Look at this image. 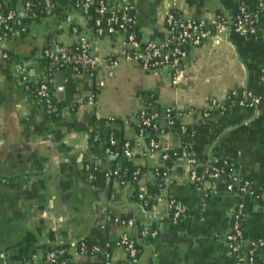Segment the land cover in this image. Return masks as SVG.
Masks as SVG:
<instances>
[{"label":"crops","instance_id":"obj_1","mask_svg":"<svg viewBox=\"0 0 264 264\" xmlns=\"http://www.w3.org/2000/svg\"><path fill=\"white\" fill-rule=\"evenodd\" d=\"M0 1L15 8L23 0ZM70 1L54 0L48 16L34 19L26 31L14 30L0 43V264H32L33 254L81 238L101 249L110 246L109 260L116 264L126 256L118 239L133 232L121 224L129 213L140 226L155 232L131 264H234L226 234L240 201L246 206L243 248L258 242L264 261V101L256 106L236 102L248 92L264 96L260 78L264 31L259 28L257 35H251L217 29L200 45L190 46L178 71L172 72L127 58L120 50V36L95 37L87 17ZM105 1L112 8L128 7L142 41L167 36L169 11L212 23L232 18L240 5L258 12L257 0ZM72 23L89 37L93 34L88 52L96 61L87 74L62 71L64 85L57 94L54 72L61 70L48 76L40 57L47 45L77 42L70 31ZM18 67L48 83L58 118L47 116L39 99L21 86L14 76ZM211 99L227 107H213L205 117ZM148 101H153L151 112L158 121L154 106L173 110L182 125L194 128L193 152L198 158L230 160L237 176L250 180L256 195L228 191L222 178L195 184L188 179L185 159L173 157L156 202L147 210L133 208L130 186L120 185L107 173L113 155L89 136L114 125L106 120H119L122 136L134 142L131 161L146 168L138 182L139 189L146 190L148 183L156 182L155 169L163 164L159 152L144 154L143 145H134L139 110ZM157 137L163 151L180 144L172 132ZM85 164L94 165L95 179L87 177ZM168 198L184 205L180 221L167 216ZM15 254L19 256L13 258ZM70 255L75 264H98L96 255L76 248Z\"/></svg>","mask_w":264,"mask_h":264},{"label":"built area","instance_id":"obj_2","mask_svg":"<svg viewBox=\"0 0 264 264\" xmlns=\"http://www.w3.org/2000/svg\"><path fill=\"white\" fill-rule=\"evenodd\" d=\"M51 0H44L47 4V8L50 12L52 5ZM94 0H83L82 8L80 12L85 15L89 5ZM258 12L251 13L253 17H258L259 13L264 9V0H257ZM95 9L98 11V16L94 18L95 32L96 36L103 35H117L120 36V50L129 59H134L139 62L142 66L148 68H162L166 67L172 72L178 71L183 59L187 55L188 48L190 46H197L203 43L210 35L214 33L215 30L221 29L223 27L232 28L238 32H246L251 35H257L259 27H253L252 18L250 19V12L246 10L243 5H240L237 14L232 18L224 17L212 23L206 19H189L186 17L178 16L175 12L169 11L166 14L165 24L167 27V36L159 41L147 40L142 41L136 38V34L128 30L130 24L133 23V19L129 15V10L127 6H120L118 8H112L108 6L104 0H97V5ZM30 16L29 14V1L23 0L18 7L8 8L6 5L2 4L0 1V30L2 35L0 36V42L5 39L8 32L14 29H19L25 31L22 27V19ZM249 23L250 27L246 28L245 23ZM215 26V27H214ZM70 31L76 35L77 42L73 45H64L60 43H55L52 46V50L47 48L42 50V55L52 57L56 55V63H60L62 66L64 63H70V71L75 73L87 74L92 71L96 58L92 57L88 50L90 46V39L86 33L82 32L80 28L75 25H70ZM41 55V56H42ZM14 76L17 78L21 86L32 94H34L42 104L44 113L47 116L59 117L60 111L56 110L54 107V93L49 88L48 83L42 79L36 81L28 74L26 67H18L14 70ZM261 80L264 82V67L261 70L260 75ZM34 85V86H33ZM94 95L91 94L90 100L93 101ZM264 101V96H259L248 92L244 97L238 99V104L246 106H256L260 102ZM218 108L219 110H225L226 105L224 103L217 102L215 99H211L209 102V109L204 113L205 117L210 115L211 108ZM170 109H166V117L170 123V116H168ZM140 126V131L137 133V140L135 141V146H141L143 141L140 139L142 136V131L146 127H150L155 130L158 129V117L147 109V106H143L139 110L137 123ZM113 142V141H111ZM127 146V143H126ZM133 147H127L124 150V156L131 158L133 155ZM149 148L152 151H157L160 148L159 141L151 139L149 142ZM161 149V148H160ZM108 152V149H106ZM162 162L169 158L167 152L160 154ZM176 157H182L185 159L188 166V179L193 183L200 181L201 176L196 172L195 166L199 164L198 157L190 151H186L182 148L180 155ZM210 161L205 162L204 174L209 179H218L221 177L222 169L216 168L213 165L208 167ZM210 168V170H209ZM85 173L87 177L91 180L95 179V169L91 168L89 164L84 166ZM116 172H114L115 174ZM136 174V172H135ZM158 173L156 172V175ZM110 176V174L108 173ZM164 176V184H166L169 171L165 169L162 172ZM163 184V186H164ZM228 191H233L237 193H244L247 195H252L253 190L249 189L250 182L245 179L241 180L240 177H232L230 181L225 184ZM237 187L238 189H235ZM139 198H143V191L138 193ZM175 205V209L172 212V220L175 221L177 216L185 210L183 204L178 202H173L172 200H167V216L169 217V209ZM245 204L239 202L236 204L232 210L230 217V226L226 234V247L228 252L235 256L234 264H252L253 248L248 245L244 249L246 243L240 239L241 231L239 229V221L245 216L244 212ZM135 215L132 214L126 219L121 220V224L130 228L133 232L130 234L128 232L123 233L117 241V244L122 246L126 252L125 259L118 261L116 264H128L133 258L136 257L137 249L136 242L137 238L133 235L135 232ZM155 234L154 231L143 228L140 230V235L142 237L150 236ZM77 243L79 249L77 250ZM88 243L84 238L78 239L77 241L70 243L67 248H50L45 250L41 255L33 254L32 264H68L70 262L69 258H60L64 253H70L72 248L80 253H84V249L88 246ZM259 244V243H258ZM91 251H99L100 248L91 245ZM245 250V251H244ZM108 253H105V258L110 262ZM264 263V261H263ZM98 264H104L102 261Z\"/></svg>","mask_w":264,"mask_h":264},{"label":"trees","instance_id":"obj_3","mask_svg":"<svg viewBox=\"0 0 264 264\" xmlns=\"http://www.w3.org/2000/svg\"><path fill=\"white\" fill-rule=\"evenodd\" d=\"M26 1H29V14H30V16L22 19L21 24H22V27L25 29V31L29 28L30 23L34 19L44 17V16H48L51 12V10L49 12V10L47 8V4L44 2V0H26ZM50 3L53 7L54 0H51ZM105 3H106V1H105ZM70 4H71L70 5L71 7H74L75 9L80 11L82 8L83 0H71ZM96 5H97V0H94L89 5V8H88L87 12L85 13V16L88 19V25L91 28L93 33L95 32L94 18L99 15L98 11L95 9ZM251 18L253 20L252 26L253 27L257 26L260 28V30L264 31V9H263V13L261 15H259L258 17H255V18L253 17V14L250 13V19ZM245 26H246V28H249L250 24L247 22V23H245ZM128 30L134 32L136 34V38L139 39V36H138V33L135 29L134 23L130 24V26L128 27ZM13 31L8 32V34L5 36V38L7 36H9L10 34H12ZM1 35H2V31L0 30V36ZM45 48H47L50 51L52 50V46H50V45L45 46ZM40 61L46 66L48 76L49 75L51 76V74L56 69H59V70L63 71L64 73H67L70 71L69 70L70 69V63H64L61 66L60 63H56V55H53L52 57L42 55L40 57ZM73 73H75V72H73ZM93 93L95 95L97 93V89H94ZM237 101H238V99H236V102ZM152 104H153V101L147 102V109L150 112H151ZM54 107L56 108V110L59 111V108L56 106L55 101H54ZM206 111H208V110H205L203 112V114ZM168 116H170L171 122L169 123L168 118H167L166 124L163 128L159 127L158 129L153 130L150 127H146L143 129V131L141 133L142 136L140 139L143 141L142 145L144 148V150H143L144 154L149 153V152H154L149 148V142L151 139L159 141V139L157 137L158 133L172 132V133H175L178 137H180V144L178 145L177 148H174L173 150H170V151H163L159 148L156 151V152H159V154H162L163 152H167L169 154V158L163 161L162 166L155 169V172L158 173L156 175L157 180H156V182L148 183L146 186V190L139 189V185H138L139 179L141 178L142 174L146 171V168L142 167L140 165L134 164L131 161V158L134 156V151H133V155L131 158H128V157L123 155L124 150L127 147H129V148L133 147L134 142L126 140L122 136L120 121L116 120L114 118H110L106 121L109 123H113L114 125L112 127L107 128L104 131H98V132L90 133L89 140H94L96 142H100L105 151H106V149H108V152H106V154L114 156V158L110 162L109 168L107 169V173L110 174L111 179L117 180L120 185L128 184L130 186V188L132 190H131V195H130L129 199L133 203V208L134 207H140V208H143L144 210H147V209H150L152 207V205L156 202V196L159 195L160 189L163 187V184H164V176H162V172L165 169H168L170 167L171 158L179 156L182 148H185L186 151H190L194 154V152H193V147H194L193 141L195 138L194 128L192 126L182 125L178 121L177 117L175 116V112L171 109H170V112H168ZM50 118H58V117L51 116ZM136 130H137V133L140 131V126L138 124H136ZM111 141H113V142H111ZM126 143H127V146H126ZM198 159H199V164H197L195 166V169H196V172L198 173V175L201 176L200 181L204 178L209 179L204 174V169L206 168L204 164L207 161H210V164L208 167L213 165L216 168L222 169L221 178H222L223 182L227 183L228 181L231 180L232 177H236V178L238 177L237 173L235 172V170L233 168V163L230 160H227L225 158L208 160L205 157H200ZM90 167L93 168L94 165L91 164ZM209 170H210V168H209ZM114 172H116V173L114 174ZM135 172H136V174H135ZM96 176H97V174L95 172V178H96ZM245 179H247L250 182V180L248 178H241V180H245ZM210 180H213V179H210ZM200 181H197L196 184H200ZM235 189H238V188L235 187ZM249 189L253 190V188L251 187V183H250ZM140 191H143V198L138 197V193ZM240 194H244V193L242 192ZM255 195H256L255 191L253 190V194L250 196H255ZM168 200H172L173 202H177L174 198L173 199L168 198ZM174 209H175V205L173 204V207L171 209H169V213H168L169 219L171 221H173L172 220V212ZM183 212H181L177 216L176 220L173 222L180 221L182 216H183ZM244 212H246V206H244ZM131 215H132V213L127 214L126 216H124L122 218V220L128 218ZM244 217L241 218L239 221V229L241 231L240 239L245 242L246 239H245L244 226H243ZM135 227H136V229H135V232L133 233V235L137 238V242H136L137 254H136V257L133 258L131 262H128V264H131L132 262H134L137 259V255H138L143 243L149 238V235L146 237H142L140 235V230L143 229V226H140L139 222L136 221ZM87 245L88 246L84 249V254L96 255L95 257L98 258V263H100V261H102L104 264H111L105 258V253L110 252V246H106L105 249L100 248L99 251L92 252L91 247H90L91 245L90 244H87ZM68 246H69V244H61V245H58L55 247L65 249ZM249 246H250V248H253V253L251 255V256H253L252 264H264L263 260L261 259L260 255H259L260 245L258 244V242L250 241ZM76 247L78 250L79 249L78 243H77ZM12 256H13V258H17L19 255L15 254ZM60 258H66V259L69 258L70 262H68V264H75V262L72 261V258H71V255L69 252L64 253Z\"/></svg>","mask_w":264,"mask_h":264},{"label":"water","instance_id":"obj_4","mask_svg":"<svg viewBox=\"0 0 264 264\" xmlns=\"http://www.w3.org/2000/svg\"><path fill=\"white\" fill-rule=\"evenodd\" d=\"M54 76L55 78L57 79L56 80V87L59 88L60 90H58L57 94H61L62 93V90L61 88L63 87L64 85V78L62 76V71H57V72H54ZM154 112H159V115H160V120L158 121L159 123V126L161 128H163L166 124V120H165V117H166V110L165 109H158L157 106H154V109H153ZM114 158V156H111V159ZM110 162L111 161H108L107 165H110ZM218 180L220 181L221 180V177L218 178Z\"/></svg>","mask_w":264,"mask_h":264}]
</instances>
